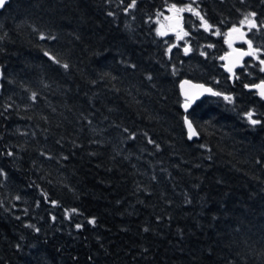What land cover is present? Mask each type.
Returning a JSON list of instances; mask_svg holds the SVG:
<instances>
[{
    "label": "trees",
    "instance_id": "1",
    "mask_svg": "<svg viewBox=\"0 0 264 264\" xmlns=\"http://www.w3.org/2000/svg\"><path fill=\"white\" fill-rule=\"evenodd\" d=\"M131 2L0 10V264H264V97L247 88L264 72L222 68L250 12L264 49V0ZM170 11L184 47L156 30ZM183 77L219 95L184 113Z\"/></svg>",
    "mask_w": 264,
    "mask_h": 264
},
{
    "label": "water",
    "instance_id": "2",
    "mask_svg": "<svg viewBox=\"0 0 264 264\" xmlns=\"http://www.w3.org/2000/svg\"><path fill=\"white\" fill-rule=\"evenodd\" d=\"M7 2H8V0H7ZM1 9L2 8H0V10ZM241 33H242V31L234 32L233 33L234 35L232 34L226 38V43L231 45L233 41L238 40L242 37ZM248 47H249V44H248ZM250 49L251 48L243 49V48H239V47H232L230 50L225 52V54L223 56L222 68L226 73L229 74L230 77H232V75L234 73V69L241 65L242 59L247 56L244 53H250ZM261 66H262V69H264V64L261 63ZM229 69H231V70L229 71ZM185 81H187L188 83H184ZM182 85H183V87H182ZM197 86H202V87H197ZM247 88L254 90L259 95H261V91L264 90V79L259 80L258 82L254 83V84L248 85ZM206 89H211V91H206ZM178 91H179L180 97L183 99V103H182L181 107H182V110L184 113L188 110L190 105L193 104L196 100L200 99L201 97H203L205 95H211L214 93V90L210 84L204 83L202 81H195V80H192V79L186 78V77H183L178 81ZM185 94H187V97L191 99V103H190L189 107L187 108V110H185V107H184L185 100H186ZM185 117H187V116L184 114L183 115V124H184V128H185L186 136L189 139L188 128H187V125L185 124ZM187 119L189 120L188 117H187ZM192 127L195 130L193 125H192ZM195 132H196V130H195ZM197 137H198V135L196 132V135H194L191 139L197 138ZM191 139H189V140H191Z\"/></svg>",
    "mask_w": 264,
    "mask_h": 264
},
{
    "label": "rangeland",
    "instance_id": "3",
    "mask_svg": "<svg viewBox=\"0 0 264 264\" xmlns=\"http://www.w3.org/2000/svg\"><path fill=\"white\" fill-rule=\"evenodd\" d=\"M175 12L170 11L168 13L163 12L161 15H158L155 17V27L158 33L164 34L169 33L173 36V44L174 45H180L181 47L186 46L187 41H185V33L181 27V21L180 17H178ZM244 19V18H243ZM242 19V20H243ZM241 27H244V31H247L248 33L251 31H254L255 28H249L247 24L241 25V22L239 24ZM236 26L234 28H239L240 26ZM233 28L227 30L223 34V38L226 39L228 36L233 34L232 31ZM257 32V28L255 29ZM179 37V38H178ZM251 42V53H254L255 59H259V54H264V49H262L260 46L253 44L250 39L247 40V43ZM227 50H230L233 46L230 44H227Z\"/></svg>",
    "mask_w": 264,
    "mask_h": 264
},
{
    "label": "snow or ice",
    "instance_id": "4",
    "mask_svg": "<svg viewBox=\"0 0 264 264\" xmlns=\"http://www.w3.org/2000/svg\"><path fill=\"white\" fill-rule=\"evenodd\" d=\"M7 0H0V8H3L6 4ZM135 3H136V0H132L131 4L128 5V8H133L135 7ZM175 6L173 5V8ZM186 9H178V11H185ZM188 11H193L195 12L194 9L192 8H188L187 9ZM127 11V9H126ZM196 15L199 16V13L198 12H195ZM109 15H112V13H109ZM256 13L255 12H250L248 13L247 15L244 16V19L241 20V25H244V24H247L249 26V28H256L257 25H256V22L255 20L253 19L255 17ZM201 20L203 21V17H201ZM204 23V27H205V30H208V28L210 27L206 21H203ZM233 32H240V29L239 28H233L232 29ZM158 34H161V33H158ZM187 33H185L186 35ZM241 36H243V33H241ZM42 39L44 38L43 36L41 37ZM179 38V37H178ZM252 45H251V42H249V48H251ZM190 49H186V52L189 51ZM169 51H171V49H169ZM203 55V53H201ZM245 55H249V54H252V53H244ZM45 55H48L47 53H45ZM51 58V57H50ZM56 63H59V61H54ZM261 63L264 64V60H261ZM65 69H67L68 65L67 64H64L62 65ZM231 69H229L230 71ZM262 71H264V69H261ZM184 83H188L187 81H185ZM183 87V85H182ZM197 87H202V86H197ZM206 91H211V89H206ZM214 95H219V93H213ZM186 95V100H185V104H184V107H185V110H187V108L189 107L190 103H191V99L187 97V94ZM261 95L264 96V90L261 91ZM33 99H35V93L33 94ZM225 99H230L229 97H225ZM251 116L252 114L251 113H248V117H249V120H250V123L253 124V125H256L258 123H260V121L258 120H255V119H251ZM185 124L187 125V128H188V132H189V139H191L194 135H196V132L195 130L193 129L192 127V123L187 119V117H185ZM149 143H154V141H151L149 140ZM158 147V146H157ZM8 155H12L11 152L8 153ZM0 175H3V172L0 171ZM55 203V202H53ZM89 223L90 224H95V219H92V220H89ZM81 227V225H77V228L79 229ZM37 231H39L37 229ZM145 231H147V229H145Z\"/></svg>",
    "mask_w": 264,
    "mask_h": 264
},
{
    "label": "flooded vegetation",
    "instance_id": "5",
    "mask_svg": "<svg viewBox=\"0 0 264 264\" xmlns=\"http://www.w3.org/2000/svg\"><path fill=\"white\" fill-rule=\"evenodd\" d=\"M239 29H240V31L243 32V36L240 39L233 41L231 45L234 46V47L246 48L248 46V44H249V43H247V40L249 39L248 38V32L244 31V27L243 26L242 27L240 26ZM261 55L262 54H259V58H260ZM256 62L259 63V59H255L254 53L249 54V55H247L246 57H244L242 59V65H246V66H251V65L255 64ZM260 71H261V69H260ZM261 72L263 73L264 71H261ZM262 77L264 78V76H262Z\"/></svg>",
    "mask_w": 264,
    "mask_h": 264
}]
</instances>
